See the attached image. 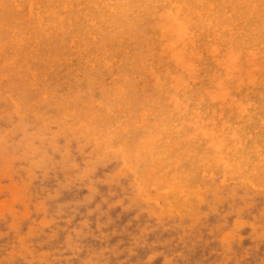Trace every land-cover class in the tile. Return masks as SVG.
<instances>
[{
	"label": "bare ground",
	"instance_id": "obj_1",
	"mask_svg": "<svg viewBox=\"0 0 264 264\" xmlns=\"http://www.w3.org/2000/svg\"><path fill=\"white\" fill-rule=\"evenodd\" d=\"M11 91L120 157L163 210L200 203L219 174L264 189V0H0V93Z\"/></svg>",
	"mask_w": 264,
	"mask_h": 264
},
{
	"label": "rangeland",
	"instance_id": "obj_2",
	"mask_svg": "<svg viewBox=\"0 0 264 264\" xmlns=\"http://www.w3.org/2000/svg\"><path fill=\"white\" fill-rule=\"evenodd\" d=\"M60 47L52 43L22 59L27 62L41 52L48 56ZM59 65L61 71L63 64ZM41 80L39 75L34 78L36 83ZM20 101L17 91L0 93V264H264L262 187L224 181L219 174L213 182L209 178L203 183L200 203L199 199L185 212L180 208L165 211L156 198H144L134 172L127 170L120 157L105 156L83 133ZM40 162L45 163L39 166Z\"/></svg>",
	"mask_w": 264,
	"mask_h": 264
}]
</instances>
